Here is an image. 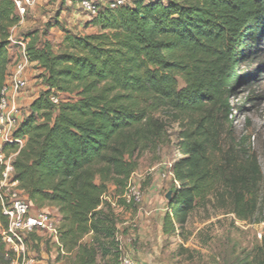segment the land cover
Listing matches in <instances>:
<instances>
[{
    "label": "trees",
    "instance_id": "16d2710c",
    "mask_svg": "<svg viewBox=\"0 0 264 264\" xmlns=\"http://www.w3.org/2000/svg\"><path fill=\"white\" fill-rule=\"evenodd\" d=\"M163 1L101 9L90 21L97 32L65 31L58 51L38 33L23 38L44 89L13 133L23 145L3 150L16 153L14 179L31 204L57 209L60 250L81 248L85 264L97 254L120 257L115 206H132L121 196L140 156L171 143L169 123H178L182 151L172 164L165 236L181 228L186 239L198 206L212 202L248 220L264 200L261 165L248 138L235 137L231 100L251 80L243 66L264 44V0ZM20 20L14 2L0 0V99ZM0 221L5 227L1 214ZM14 258L0 235V264Z\"/></svg>",
    "mask_w": 264,
    "mask_h": 264
},
{
    "label": "rangeland",
    "instance_id": "374dc122",
    "mask_svg": "<svg viewBox=\"0 0 264 264\" xmlns=\"http://www.w3.org/2000/svg\"><path fill=\"white\" fill-rule=\"evenodd\" d=\"M90 21L89 13L81 9L75 0H40L13 32L11 43L15 60L12 66L21 60L17 41L27 38L30 33H38L41 42L48 40L58 51L63 47L65 31L73 34L97 32L98 28ZM260 47V53L243 66L245 73L251 75V80L239 84L231 100L238 107L234 113L235 137L248 138L249 148L256 153L264 175V44ZM42 71L34 63L26 67L24 76L27 85L17 97L23 116L29 113L30 104L44 89ZM71 96L63 93L60 98L65 100ZM179 130L178 123H169L171 143L163 145L157 153L146 151L140 156L132 182L142 190L144 198L147 195H158V201L167 198L174 182L172 164L182 151L178 144ZM109 192L114 197V185L109 186ZM261 196L264 197V179ZM118 198L111 199L117 202ZM263 206L264 200L248 220H241L228 210L217 208L212 202L198 206L185 224L186 239L178 234L181 228L173 236L163 234V217L168 209L162 212L154 210L151 216L148 214L141 219L140 213L145 211L140 206H132L131 209L115 206L121 255H130L134 264H261L264 259ZM31 212L51 214L59 228L60 220L47 207L39 209L32 205ZM131 216H136V221L123 224L126 217ZM90 239L91 235H87L82 243L86 245ZM22 256L25 264H85L86 254L81 248L70 249L65 243L64 250H60L52 233L40 229L27 237ZM119 258L97 254L94 264H118Z\"/></svg>",
    "mask_w": 264,
    "mask_h": 264
},
{
    "label": "built area",
    "instance_id": "2783aa9c",
    "mask_svg": "<svg viewBox=\"0 0 264 264\" xmlns=\"http://www.w3.org/2000/svg\"><path fill=\"white\" fill-rule=\"evenodd\" d=\"M21 20L18 25L11 29V40L13 32L22 24L25 16L40 0H12ZM81 9L89 13L93 18L101 9H115L124 4L126 0H75ZM21 60L16 62L14 70L7 76L6 84L2 89L0 99V214L6 218L7 224L2 226L0 221V235L6 247L10 249L15 258L12 264H25L22 254L25 251V243L28 235L34 231L44 229L52 233L59 246H61L56 219L49 213L43 212L32 214L31 202L24 195L14 179L15 168L13 165L16 153L7 154L3 147L14 141L23 145V140L14 138V131L23 120L16 99L11 95L12 89L18 95L26 87L27 80L24 76L26 67L30 62L26 45L27 40L20 39ZM52 100L58 102L53 96ZM181 155V154H180ZM128 203L139 204L143 202L142 190L132 182V176L128 182L125 192L121 196ZM106 199L107 196L105 197ZM118 264H134L130 255H121Z\"/></svg>",
    "mask_w": 264,
    "mask_h": 264
},
{
    "label": "crops",
    "instance_id": "0c3cea01",
    "mask_svg": "<svg viewBox=\"0 0 264 264\" xmlns=\"http://www.w3.org/2000/svg\"><path fill=\"white\" fill-rule=\"evenodd\" d=\"M13 40V38H12ZM18 42V41H17ZM13 48H12V43L10 44L9 47V57H10V64H9V73L12 72L14 70V67L12 66V63L15 59H13ZM35 64V63H34ZM11 95L16 99L17 101V97L18 94L15 93L12 89H10ZM132 206H140L141 210H144L146 214L144 213H140L141 214V219H143V217H146L148 214H150L149 216H151V214H153V211H164L166 209H168V205H167V198L165 199V201H158V195H147V197L144 198V201L142 203L139 204H132ZM132 206L130 208H125V209H131ZM123 208V207H122ZM47 210L52 211L53 213H55V215L58 217V219L60 220V215L57 211V209L55 207H47ZM130 217H126L127 220H125L123 222V224H128L132 221H136L137 217L136 216H131ZM161 227V226H160Z\"/></svg>",
    "mask_w": 264,
    "mask_h": 264
},
{
    "label": "water",
    "instance_id": "95a60500",
    "mask_svg": "<svg viewBox=\"0 0 264 264\" xmlns=\"http://www.w3.org/2000/svg\"><path fill=\"white\" fill-rule=\"evenodd\" d=\"M171 194H172L171 191H169V192L167 193V195H166L167 199H169V198L171 197Z\"/></svg>",
    "mask_w": 264,
    "mask_h": 264
}]
</instances>
